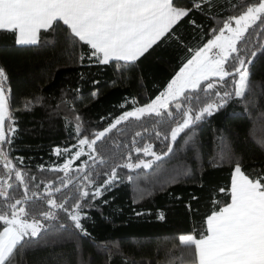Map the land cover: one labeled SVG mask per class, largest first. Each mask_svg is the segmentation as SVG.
I'll return each instance as SVG.
<instances>
[{"label": "trees", "instance_id": "trees-1", "mask_svg": "<svg viewBox=\"0 0 264 264\" xmlns=\"http://www.w3.org/2000/svg\"><path fill=\"white\" fill-rule=\"evenodd\" d=\"M255 3L257 0L202 3L203 11L193 10L174 26L171 39L154 45L123 74H118L112 64L87 60L79 63L78 55L89 49L82 42L73 47L65 39L68 32L62 21L55 32L42 31L37 45H18L14 33L0 30V67L8 77L10 107L17 109L13 112L16 132L11 156L24 160L23 165L15 159L13 163L29 168L30 175L45 183L62 176L63 173L40 172L38 166L48 168L63 163L65 157L58 159L53 150L76 143L69 139L75 135L76 115L90 134L107 128L123 112L149 102L212 38L210 28L220 27L229 16L238 15L242 5ZM191 5L192 0H183V6ZM253 30L259 31L255 26L250 29ZM258 42L264 45V39ZM256 43L253 37L249 48L256 51V56L248 65L249 88L243 98L231 99L219 111L186 129L177 138L173 151L152 168H118L119 180L111 191L94 201L95 206L84 209L88 218L82 222L89 236L61 227L69 223L62 211L58 219L38 217L44 227L36 238H25L28 242L20 248L15 264H194V249L180 245L178 237L195 229L199 238L206 230V217L230 203L226 192L231 187L234 164L227 160L239 159L249 178L264 175V47L256 48ZM33 97H39L40 102L24 110V99ZM132 98L136 104L130 102ZM159 119L154 115L140 120L130 118L98 142V151L106 157L114 155L116 159L110 163H124L133 138L138 141L137 147L150 143L153 151H166L168 141L156 139L153 133L160 130L167 134L171 121L154 123ZM145 128L148 132H144ZM136 132H141L143 139L136 137ZM131 154L135 163L137 154ZM139 158L151 159L143 153ZM80 163L75 161L73 168ZM0 175H4L2 168ZM129 176L133 181L128 180ZM29 187L28 195L32 190L40 194L47 191L44 184L38 189ZM221 188L225 192H220ZM141 192L150 195L134 203ZM16 195L19 198L23 191L18 190ZM55 196L59 202L61 193ZM105 200L108 203H103ZM213 200L221 203L214 205ZM31 207L37 212L48 210L46 206ZM161 213L163 219L159 218ZM3 226L0 222V230Z\"/></svg>", "mask_w": 264, "mask_h": 264}, {"label": "snow or ice", "instance_id": "snow-or-ice-1", "mask_svg": "<svg viewBox=\"0 0 264 264\" xmlns=\"http://www.w3.org/2000/svg\"><path fill=\"white\" fill-rule=\"evenodd\" d=\"M204 2L211 4V0H192L191 7L183 6V0H0V30L14 33L18 45H37L42 31L55 32L62 21L67 26L65 39L73 47L82 42L89 49L78 55L79 63L87 60L100 65L112 64L118 74H123L154 45L171 39L174 26L193 10L203 11ZM242 8L238 15L224 20L222 26L210 28L212 38L194 52L166 89L150 103L123 112L107 128L90 134L86 133L82 118L76 115L75 135L69 136L76 143L53 150L58 159L65 157L63 163H54L48 168L43 164L38 166L40 172L63 173L47 183L30 175L29 168L13 163L15 159L23 165L24 160L11 156L16 132L13 112L17 109L10 107L11 89L6 87L8 77L0 67V168L4 170V175H0V222L4 225L0 230V264H15L20 248L28 242L25 238L39 235L44 225L38 217L54 220L62 211L69 223L61 227L89 236L82 222L88 218L84 209L95 206L94 201L111 191L119 180L118 168H152L156 161L173 151L177 138L186 129L213 115L231 99L245 96L249 88L248 65L256 56V51L249 48L252 38L257 40L256 48L264 47L258 42L264 39V0ZM254 26L259 31H250ZM96 96L93 92L92 97ZM39 102V97L25 98L22 107L31 110ZM130 102L137 103L135 98ZM153 115L160 118L156 124L171 121L167 134L160 130L153 133L156 139L163 137L168 141L166 151L157 153L150 143L137 147L135 138L124 163H110L116 157H106L98 151V142L118 125L130 118L140 120ZM135 136L143 139L141 132ZM132 152L137 154L135 163ZM141 153L151 159L139 158ZM84 156L87 159L81 160ZM78 160L81 163L73 168ZM227 163L234 164L231 187L226 192L230 203L206 217V230L199 238L193 229L190 234L179 235V244L194 249L195 264H264V175L249 178L235 157ZM128 180L133 181V177L129 176ZM41 184L46 192L32 190L28 195L30 185L38 189ZM18 190L23 191L19 198ZM219 191L225 192V189ZM56 193H61L59 202ZM147 195L150 193L141 192L133 202ZM218 203L221 202L213 200L214 205ZM31 205L46 206L48 210L37 212ZM159 218H164L162 213Z\"/></svg>", "mask_w": 264, "mask_h": 264}, {"label": "rangeland", "instance_id": "rangeland-1", "mask_svg": "<svg viewBox=\"0 0 264 264\" xmlns=\"http://www.w3.org/2000/svg\"><path fill=\"white\" fill-rule=\"evenodd\" d=\"M178 71H179V70H178ZM178 71H177V72H178ZM175 75H176V74H175ZM175 75H174V76H175ZM174 76H173V77H174ZM170 81H171V80H170ZM170 81H169V82H170ZM166 87H167V86H166ZM166 87H165L161 92H163V91L166 89ZM161 92H160V93H161ZM160 93H159V94H160ZM159 94H158V95H159ZM156 96H157V95H156ZM156 96H155V97H156ZM155 97H154L153 99H155ZM153 99H152V100H153ZM150 102H151V100H150L149 102H147V103H150ZM147 103H144V104H147ZM144 104H141V105H139V106H142V105H144ZM139 106H136V107H139ZM134 108H135V107H134ZM134 108H132V109H130V110H127V111H131V110H133Z\"/></svg>", "mask_w": 264, "mask_h": 264}, {"label": "crops", "instance_id": "crops-1", "mask_svg": "<svg viewBox=\"0 0 264 264\" xmlns=\"http://www.w3.org/2000/svg\"><path fill=\"white\" fill-rule=\"evenodd\" d=\"M2 230V229H1ZM195 264V263H194Z\"/></svg>", "mask_w": 264, "mask_h": 264}]
</instances>
